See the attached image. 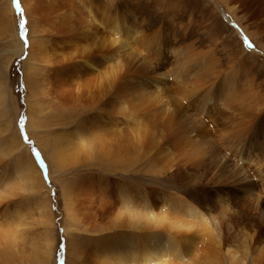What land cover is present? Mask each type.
Wrapping results in <instances>:
<instances>
[{
  "label": "rangeland",
  "instance_id": "rangeland-1",
  "mask_svg": "<svg viewBox=\"0 0 264 264\" xmlns=\"http://www.w3.org/2000/svg\"><path fill=\"white\" fill-rule=\"evenodd\" d=\"M263 11L264 0H0V188L12 192L0 214L45 199L53 213L28 227L18 264H101L103 235L127 231L124 191L155 215L182 195L221 233L222 249L232 243L243 258L246 237L248 256L238 264H264ZM119 18L127 48L105 80L96 74L104 67L99 43ZM75 131L88 151L68 150ZM153 225L132 232L141 239ZM166 233L185 250L184 234ZM185 233L190 254L165 249L160 259L200 264L210 242L195 228Z\"/></svg>",
  "mask_w": 264,
  "mask_h": 264
},
{
  "label": "bare ground",
  "instance_id": "bare-ground-1",
  "mask_svg": "<svg viewBox=\"0 0 264 264\" xmlns=\"http://www.w3.org/2000/svg\"><path fill=\"white\" fill-rule=\"evenodd\" d=\"M227 2L230 4V0H227ZM237 9H238V6H236V8H232V11L236 14ZM252 9H253L252 6H248V7L244 8V11L246 12V14H249ZM263 13H264V11H263ZM119 20L113 22L110 26L108 25L109 27H106L105 35L106 34L107 35L104 36L103 39L100 38L102 40L100 43L98 42L100 44L99 49H103V52L101 54V58L103 60L100 61V63H102L104 66L103 69H100V71L96 67V69H98V71H99V73H96V74H98L99 77L100 76L102 77V75L104 77L105 72L107 70H110V71L117 70L118 67H120L122 62H123L124 58L122 59V57L124 56V54L126 52L125 48H127L126 47L127 41H126V39L123 38L124 30H122L123 27L121 26L123 22L121 21L120 18H119ZM239 20L242 22L244 21L241 16H239ZM222 24L224 25L223 21H222ZM102 26H103V23H102ZM88 27H89V25H88ZM248 27L249 26L246 25V28L249 30ZM104 28H105V26H104ZM138 29H139V27H138ZM133 30H135V29H133ZM88 31H89V28H88ZM130 31H131V29H130ZM90 32L91 31H89V33ZM252 33H250V34H252ZM87 34L88 33H85L83 36H76V37H83L84 38V36H86ZM92 36H93V34H92ZM252 37L254 38V40H257L253 34H252ZM83 38L80 40H83ZM237 38H236V35L233 34V31H232L230 43L232 44L234 42V40H235V42H237L238 41ZM236 39H237V41H236ZM85 40H86V38H85ZM90 43L92 44V42H90ZM262 46H264V44ZM18 50H21L20 52H22V50H24V46L21 44V46L19 47ZM243 51L245 53L244 48H243ZM254 62H256V61H254ZM92 67H94V66H92ZM104 68H105V71H104ZM116 72H118V71H116ZM107 75H108V73H107ZM116 75H115L116 82L113 84V86L116 85L117 80H118ZM118 77H120V75H118ZM96 78H97V75H96ZM104 79H105V77H104ZM102 81H100V82H102ZM109 82H110V80H109ZM115 92H116L115 95H117V96H118V94H120V92H121L120 86H119V89L115 88ZM3 99H4L3 94L0 91V103L3 102ZM133 117L134 116H130V119H132L134 121ZM126 119H128V118H126ZM65 133H67V132H65ZM82 134L79 131L67 133V135H66L67 138L65 139L64 143L65 142L67 143L68 150L72 149V150L76 151V150H79L80 148H82L84 146L86 137H84ZM63 136H65V135H63ZM59 140H61V138H59ZM55 141H58V139L55 138V140H54V143H55L54 145L56 146ZM62 142L63 141H61V145H62ZM85 147H86V149L83 148V150H81V151H84V150L88 151L87 150L88 146L86 144H85ZM4 154H6V152L3 153V156H4ZM72 160H74V159H72ZM117 162H119V161L117 160ZM19 170L22 171L21 168ZM25 176H26V182L29 183L33 189L37 185V181L35 180V178H37V176H36V173L33 169V164H31V163L28 164V166L26 168ZM5 181H6L5 178L0 179V184H2ZM7 184H9V182ZM136 191H137V189H136ZM10 193H12V192H9L6 186L3 187V189L0 188V202L2 200H4L5 198L10 197ZM128 193L130 194V192H128ZM128 193H126L124 191V192H122V195H120L121 199H122L121 200L122 206H124V208H125V213H123V214L126 216V222H127L126 226L123 228L126 229L127 231H123V232L119 231L120 233L119 232L118 233L109 232L111 234H109L107 232L109 235H103L104 236L103 238L106 241H108V244L106 245L105 248H103V250H102L103 252H101L105 256L103 261L100 260L101 264H138V263L139 264H174L169 259L168 260L160 259L161 258L160 253L165 251V249H166V251H167V249H170L179 258L185 259L187 254L188 253L190 254V252L192 250V246L190 244L191 238H188L190 235L188 236V233H185V232L192 231V230H194V228L199 230V233H201V235H203V237H207L206 239L204 238L205 240H207V243L210 242L207 246L203 245V251H201L202 258L199 257V263L200 264H217V261L220 260V258H223L224 260H226L228 264H238V263H244L245 262V260L248 256V250H249V245L247 243L246 237L241 242H239L240 246H242L243 258H241L239 256L238 250L234 249V246L232 247V243L228 246H225L222 249L221 233H218L217 230L212 229L213 227H210L207 219H205L206 217H204L205 215L202 214L201 210L198 209L197 206L193 202L189 201L188 199H186L182 195L179 196L177 194H173V195H171V198L169 196L170 199L167 200V202L165 201L166 204L167 203L168 204H167V206L165 205L163 208L164 214L155 215L152 213V211L149 208H147V212L144 213L142 211V209H140V206L137 205V203H134L135 200L133 201V198L130 195H128ZM133 195H134V193H133ZM29 199H31V198H29ZM29 202H32V201H29ZM29 202L28 203H27V201H26V203L20 202V203L16 204L13 207V209L8 207V205H7L6 208L4 207L5 210L3 212H1V214H0V264H18L19 259L24 257V255H23L24 254L23 242L25 240V243H26L25 238L27 237V235L29 233L27 231L28 227L31 224L36 223V222H42L45 224L49 221V219L53 215L51 208H50L51 207L50 201H47L45 199L44 201H38L37 203H35V205L34 204L32 205ZM32 203H34V202H32ZM147 203H149V202H147ZM143 204H144V202H143ZM145 207L141 206V208H143V209ZM68 212L73 213V211H68ZM169 213H171L170 216H172L171 217L172 219L169 218V216H167ZM173 214H174V216H173ZM187 216H189V217L191 216L195 219L194 222L192 223V221H191L192 219L190 218L191 220H189V221H191V222H189V223H192V224H184L183 223V219ZM149 223L154 224L153 225L154 229H153L152 233L150 232V233H148L147 236H144V238L137 239L135 237V234L132 231H135V230L139 231V229L147 227ZM118 225L120 226V224H117V225L115 224L112 226L115 227ZM163 227L166 230L161 231L163 229ZM174 229L180 231L179 235L184 234L183 237H185V236L187 237V239H186L187 241L185 243L186 244L185 250L182 249L180 242L175 240L177 242L176 243L174 241V238L170 233H168V234L166 233V232H170V231L173 232ZM183 229L187 230V231H185L183 233L182 232ZM67 230L68 229H66V232H67ZM120 230H122V228ZM141 230L143 231V229H141ZM48 231H50V230H48ZM159 231L163 232V234L161 235ZM204 235H206V236H204ZM138 236H140V235H138ZM195 236H197V235H195ZM203 237H202V239H203ZM98 238H99V236H98ZM51 241L53 242V240H51L50 233H48L46 241H45L47 248H50L53 246V243ZM199 241H201V240H199ZM45 242H43V243H45ZM100 242H103V241H100ZM109 243L113 245L111 248H110ZM192 243H194V241ZM103 245H105V244H103ZM192 245L194 246V244H192ZM198 247H200V246H198ZM258 247H260V246H257L256 250H259ZM26 251H27V249H26ZM49 251L47 249L46 253L48 254ZM108 251H111V253L113 252L115 254H118V256L111 258V257H109L110 254L108 253ZM123 251H125V252L120 254V256H119V253L123 252ZM198 253H199V251H198ZM256 258H258V257H256ZM22 262H23V260H22Z\"/></svg>",
  "mask_w": 264,
  "mask_h": 264
},
{
  "label": "snow or ice",
  "instance_id": "snow-or-ice-1",
  "mask_svg": "<svg viewBox=\"0 0 264 264\" xmlns=\"http://www.w3.org/2000/svg\"><path fill=\"white\" fill-rule=\"evenodd\" d=\"M39 155H40V154L37 152V153H36L37 158H39ZM40 163H41V165H43V161H42V160L40 161Z\"/></svg>",
  "mask_w": 264,
  "mask_h": 264
}]
</instances>
